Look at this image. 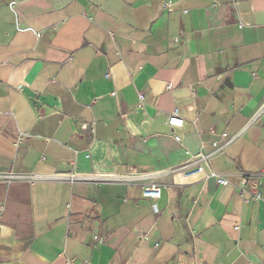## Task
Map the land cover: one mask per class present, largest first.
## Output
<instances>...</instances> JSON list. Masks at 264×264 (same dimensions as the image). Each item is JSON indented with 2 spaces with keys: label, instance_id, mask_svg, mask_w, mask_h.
<instances>
[{
  "label": "crops",
  "instance_id": "1",
  "mask_svg": "<svg viewBox=\"0 0 264 264\" xmlns=\"http://www.w3.org/2000/svg\"><path fill=\"white\" fill-rule=\"evenodd\" d=\"M7 172L0 264H264V0H0Z\"/></svg>",
  "mask_w": 264,
  "mask_h": 264
},
{
  "label": "built area",
  "instance_id": "2",
  "mask_svg": "<svg viewBox=\"0 0 264 264\" xmlns=\"http://www.w3.org/2000/svg\"><path fill=\"white\" fill-rule=\"evenodd\" d=\"M168 3L169 2H166V4ZM138 96H139V104H142V102L145 99L143 92H139ZM183 123H184L183 119L179 116V110L174 109L173 113L170 115L168 119V125H171L174 128H182L184 126ZM240 134L241 132H237L234 134H228L226 132L221 133L222 140L214 141L213 150L207 153H200V155L186 160L185 163L175 168H171L172 169L171 171H182L184 172V174L185 173L195 174L204 171L205 168L203 166V163L214 157V155L217 154L218 152H221L227 147H229L230 144H232L238 139ZM175 139L180 140V136L175 134ZM262 174H264V172L245 174L241 178L243 192H245L246 188L249 186L251 188L250 191H251L252 199H260L262 197L261 191L258 190L259 182H257V178L260 177V175ZM209 176L213 177L217 183H220L222 185L230 184L229 180L224 175H221L217 172H211ZM20 177L22 176L14 172H7L6 174H0V179L4 181L12 180ZM142 194L145 197L152 199V205H151L152 212L157 215L160 212V208L158 205V198L161 197L162 187L159 184H154V183L143 185ZM100 241H102V239Z\"/></svg>",
  "mask_w": 264,
  "mask_h": 264
}]
</instances>
